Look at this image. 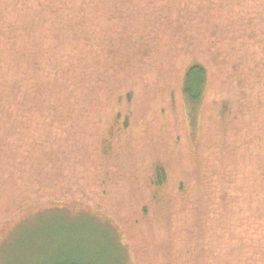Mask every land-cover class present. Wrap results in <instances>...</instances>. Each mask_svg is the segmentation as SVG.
<instances>
[{
    "label": "rangeland",
    "instance_id": "1",
    "mask_svg": "<svg viewBox=\"0 0 264 264\" xmlns=\"http://www.w3.org/2000/svg\"><path fill=\"white\" fill-rule=\"evenodd\" d=\"M119 4L107 3L112 9ZM141 5L131 14L127 4L116 8L125 14L120 27H97L96 40L108 32L117 45L116 55L106 54L114 61L112 71L99 66V76L105 72L96 83L95 105L88 102L95 92L86 90L64 100L73 87L61 76L54 81L59 86L53 101L64 102L63 117L53 119L57 112L40 106L29 115L28 123L41 126L34 127L32 138L14 147L12 159L0 152V264H123L106 232L91 237L89 230L73 228L84 220L76 223L59 213L60 205L77 198L114 217L124 264H162L199 243L220 254L213 264H264V0ZM135 25L149 38L145 54L120 37ZM53 32H42L41 41L55 43ZM106 56L98 58L104 62ZM195 60L209 71L200 131L187 122L181 95L183 75ZM127 91L133 100L118 108L119 95ZM120 109V125L129 119L118 136L124 130L129 135L121 143L128 146L130 163L120 158L122 146L106 159L90 142L98 138L96 120L109 126ZM3 130L1 141L21 142L10 134L2 138ZM113 140L119 143L120 137ZM147 163L166 168V185L154 187ZM180 183L188 192L179 197ZM157 193L171 200L167 221L154 205ZM101 242L100 248L92 246Z\"/></svg>",
    "mask_w": 264,
    "mask_h": 264
},
{
    "label": "trees",
    "instance_id": "2",
    "mask_svg": "<svg viewBox=\"0 0 264 264\" xmlns=\"http://www.w3.org/2000/svg\"><path fill=\"white\" fill-rule=\"evenodd\" d=\"M141 1L0 0V127L4 129L3 132L5 133L2 138H6L5 136L10 134V136L13 135L17 138L19 136L21 139L20 143L0 140V152L3 153V156H11L12 159V156L18 152L14 147L18 145L22 147L26 140L29 141L32 138V130L36 129L34 127H41L28 123L31 118L29 115L33 114L32 112L40 108V106L43 105V110L51 109L52 112H57L53 116V119L63 117L65 114L62 108L64 102H61V106H58L56 105L57 101H53V97H56L54 87L59 86L58 82L56 85L54 81L61 78V76H67L68 86L72 85L73 87V90H68L64 100L69 101V98L73 96L75 98L77 93H79V96H82V93L86 90L90 93L95 92L93 94L95 98H89V101L88 99H82V101H88L90 104L95 105V102L99 100L96 83L103 80L104 72L107 70L106 67H109V71H112L114 68V61L108 59L107 56L116 55V52L113 51V44L117 45L114 42L115 40L110 38L108 32L101 33L100 36L98 35V40H96L97 27L104 28L107 31H110L111 27H120V23H124L125 14L116 12L119 11L116 8L127 4L126 12L131 14L138 7H144L141 5ZM113 2H120V4L113 6L116 8L112 9L107 3L112 6ZM89 20H92L93 24ZM87 23L89 24L87 25ZM47 24L49 25L48 29H46ZM49 29L52 32L54 31L52 37L54 36L55 39H58L55 43L44 42L45 40L41 41L42 32ZM129 30L127 27V37L125 36V31L120 37L127 44L129 42L136 51L139 53L144 51L145 54L146 50L150 47V43L145 39H149L145 36V31L141 29V26L136 25L134 30ZM107 52L108 55L106 56ZM125 53L127 52L125 51ZM90 55H95L94 59H90ZM98 56H106L105 61L101 62V58H98ZM99 66L105 69L100 76ZM208 73L209 71H207L205 65L195 60L186 68L181 82V95L184 100L187 122L190 121L199 131L202 120L206 118L203 115V110L206 92L209 88V84L207 83ZM85 84L90 85L85 86ZM62 93L59 92V95ZM118 98L117 107L120 108L124 103L130 104L134 97L131 91H127L119 95ZM47 104H50L51 108H45L44 105ZM121 115L120 109L116 114L115 122L106 127L100 125L102 121L97 119L95 123L97 125L94 126V129L98 138L97 140H90V142L92 141L91 143L95 145L98 154L104 155L106 159H108V156L115 149L122 146L120 158L126 163H130L128 161L129 155H127L128 146L121 143V141L127 140L129 135H126L127 132L124 130V133L121 132L120 136H118L121 128L126 129L129 126V119L128 117L124 118V123L121 126L122 121H119ZM118 127H120L119 130ZM37 133L39 134L40 132ZM113 137H120V144L115 143ZM196 154V157H198L199 153L197 152ZM59 157L66 160L64 157ZM132 159H134L135 163V156ZM187 162L195 163L191 159ZM145 165V168L151 173L150 175L153 176L154 187L161 188L167 184L166 181L169 176L164 166L151 163ZM16 169L19 168L17 167ZM185 185L183 183L178 185L179 197L180 195L184 196L188 192V187ZM156 198L158 201L154 200V205L159 210V217H162V221H167L169 216L166 213L169 211V202L171 200L167 197L166 193H157ZM69 202H72V205H60L59 213L64 215L66 219H71L76 223L79 219L86 222H82L80 225L74 227L72 226L74 230H89L87 232L91 234V237L94 236L93 232L98 234H100L99 230L106 232L107 236L105 238L109 239L110 237L112 239L115 249L119 250V256L124 264V257H122L118 246L120 243L117 231L118 225L116 226V223H114V217L105 212L99 205L96 207L94 202L86 201V199H68L66 203ZM32 205H21L16 211L21 212V210L27 209ZM85 205L89 207V210L84 208ZM63 206L64 208H62ZM148 209L144 208L145 215L148 214ZM25 222L31 221L27 219ZM186 223L184 222L183 224ZM188 226L186 229H189ZM199 230L197 229V231ZM198 241L199 237L196 242ZM71 244L75 246L74 243ZM101 245L102 242L96 246L92 244L94 248H100ZM58 247L62 246L58 244ZM260 247L264 248V241ZM191 249L192 252H180L184 257L179 256L176 260L181 261V264H195V262H199V264H213V262L221 260L220 254L216 256L211 244L199 243L197 248L194 246ZM262 252L264 255V249ZM172 260L175 262L172 263ZM172 260L170 258L167 261L163 260L162 264H177L173 257Z\"/></svg>",
    "mask_w": 264,
    "mask_h": 264
}]
</instances>
